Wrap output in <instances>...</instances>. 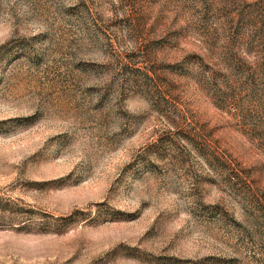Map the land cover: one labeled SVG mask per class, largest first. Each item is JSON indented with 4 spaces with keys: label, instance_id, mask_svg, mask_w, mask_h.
Listing matches in <instances>:
<instances>
[{
    "label": "rangeland",
    "instance_id": "374dc122",
    "mask_svg": "<svg viewBox=\"0 0 264 264\" xmlns=\"http://www.w3.org/2000/svg\"><path fill=\"white\" fill-rule=\"evenodd\" d=\"M0 264H264V0H0Z\"/></svg>",
    "mask_w": 264,
    "mask_h": 264
}]
</instances>
